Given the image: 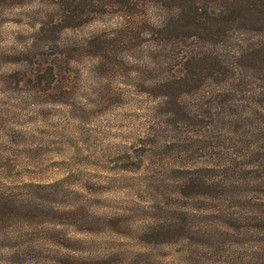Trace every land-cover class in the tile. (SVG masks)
I'll return each mask as SVG.
<instances>
[{
	"label": "rangeland",
	"instance_id": "374dc122",
	"mask_svg": "<svg viewBox=\"0 0 264 264\" xmlns=\"http://www.w3.org/2000/svg\"><path fill=\"white\" fill-rule=\"evenodd\" d=\"M115 2L63 28L58 0H0V264L263 257L264 160L253 166L250 136L157 110L154 32L173 4ZM191 174L198 193L180 189Z\"/></svg>",
	"mask_w": 264,
	"mask_h": 264
},
{
	"label": "trees",
	"instance_id": "16d2710c",
	"mask_svg": "<svg viewBox=\"0 0 264 264\" xmlns=\"http://www.w3.org/2000/svg\"><path fill=\"white\" fill-rule=\"evenodd\" d=\"M58 1L62 11L51 26L68 28L83 16L73 17L77 10L93 0ZM117 1L114 5H126V0ZM171 3V14L163 17L154 32L156 41L166 42L164 61L153 69L156 78L151 93L158 98L157 110L185 130L215 126L217 136H250L249 158L255 168H261L264 0ZM44 26L38 31L40 36L49 32ZM203 183L200 176L191 174L180 189L198 193ZM249 264H264V256L255 257Z\"/></svg>",
	"mask_w": 264,
	"mask_h": 264
}]
</instances>
